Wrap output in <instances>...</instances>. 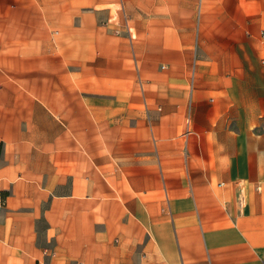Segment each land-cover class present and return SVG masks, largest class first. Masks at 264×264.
<instances>
[{
    "label": "crops",
    "instance_id": "1",
    "mask_svg": "<svg viewBox=\"0 0 264 264\" xmlns=\"http://www.w3.org/2000/svg\"><path fill=\"white\" fill-rule=\"evenodd\" d=\"M125 3L0 0V264H264V0H137V76Z\"/></svg>",
    "mask_w": 264,
    "mask_h": 264
},
{
    "label": "rangeland",
    "instance_id": "2",
    "mask_svg": "<svg viewBox=\"0 0 264 264\" xmlns=\"http://www.w3.org/2000/svg\"><path fill=\"white\" fill-rule=\"evenodd\" d=\"M125 5H124V9L123 11H121L120 13V16H122L123 18V21H124V25L125 27L128 29L129 33H130V38L134 41V46L132 47L131 46V66H132V69L133 71L135 72V76H137L136 74V40H137V27H138V13H137V9H138V4H137V0H125ZM36 6V5H35ZM112 8H115V7H118L121 9V7L123 8V5L122 4H114V5H110ZM177 6V12H176V15H177V18L179 19H183L184 17H187L185 15V9L184 8H190L192 7V9H189L190 12H192V17H191V21H186V25L190 28H197L198 26V17H199V12H200V4L199 3H195L194 5H184V8H183V5H176ZM11 15H13V12L11 11L10 12ZM19 16H22L23 14L20 12L19 10V13L17 14ZM3 23L7 22L8 24H13V25H17L18 24V27L20 28L21 25H25L26 23V20L25 19H21L19 17V19H8L6 21H2ZM34 25H35V32H36V28L38 23H39V18H37L35 16L34 20ZM5 71V70H4ZM8 74H9V71H7ZM41 75H35V82H37V84H40L41 83ZM4 78H7L6 75L2 74L1 71H0V79H4ZM137 79V78H136ZM0 89H1V93L2 94H5V93H8L9 92V87H2L0 86ZM23 91V90H22ZM24 92V91H23ZM33 117H28L26 119V117H23V118H20V119H17L18 122H20V124L22 125H25V121L26 120H35L37 119L35 117V115L33 114L32 115ZM16 121V119H11L9 118V121ZM10 127V126H9Z\"/></svg>",
    "mask_w": 264,
    "mask_h": 264
}]
</instances>
